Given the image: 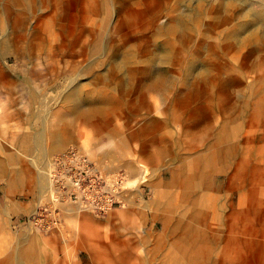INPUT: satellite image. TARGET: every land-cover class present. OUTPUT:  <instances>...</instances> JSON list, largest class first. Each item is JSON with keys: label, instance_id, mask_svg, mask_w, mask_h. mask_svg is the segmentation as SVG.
<instances>
[{"label": "rangeland", "instance_id": "1", "mask_svg": "<svg viewBox=\"0 0 264 264\" xmlns=\"http://www.w3.org/2000/svg\"><path fill=\"white\" fill-rule=\"evenodd\" d=\"M6 1L0 0V4ZM73 2L76 7L70 10L75 13L67 20L73 28V34L66 37L69 47L75 44L78 50L84 40L91 39V30L97 35L102 33L97 39L102 50L97 52L98 43L93 42L83 55L74 58L75 62L59 55L52 69L46 55L28 53L25 34L32 31L34 19L25 26L26 33L24 27L7 25V32L13 37L11 43L18 41L19 51L18 57L7 56L13 82L6 88L0 83V160L8 167L7 176L14 178L11 183L0 180V264H120V253L150 259L146 264H161L164 253L175 246L181 254V247L197 249L200 255L208 251L209 255L201 256V261L208 262L211 257L209 263L213 264V260L217 264L219 253L217 249L210 250L211 244L204 243L203 252L197 248L200 237L192 235V226L187 225L193 222L183 221V209L174 213L181 221L173 220L175 225L164 231L160 211L165 210L167 202L164 192L152 185L156 174L141 183L139 190L132 185V178L139 172L140 164L160 176L168 165L172 168L182 163L164 157L157 138L173 141L177 145L175 155L185 157L186 162L188 153L189 158L201 153L199 148L195 152L187 151L185 145L180 148L181 143L192 136L198 138L197 133L204 126L218 127L228 118L235 123L247 119V128L252 129L264 122V115L257 108V104L264 103V26L258 25L251 15L247 17L245 10L249 5L256 11L264 0L237 2L221 20L215 15V0H91L90 5H85L89 9L85 20L80 10L83 3ZM3 12L0 5V14ZM180 20L186 23V31L174 25ZM251 32H255L254 39L243 40ZM9 48L15 49L13 45ZM63 49L57 46L55 50ZM18 58L24 63V71L34 77L21 78ZM220 79L226 81L224 89ZM74 83H80L84 106L101 108L97 117L91 116L87 107L84 112L90 116H78L65 100ZM248 99L253 107L250 110L245 105ZM198 107L203 108L201 114L205 115L202 124L196 121L194 110ZM233 108L236 112L231 113ZM47 113L51 116L48 130L63 137L62 144L50 151H45L37 138L45 128L40 117ZM212 114L217 118L211 119ZM148 121L155 122V126L151 128ZM261 133L264 131L255 134L260 138ZM46 141L48 147L56 145ZM202 141H198L200 151ZM72 144L83 147L90 159L103 167L105 175L124 176L121 189L125 202L122 196L121 202L108 211L92 213L60 200L51 213L44 212L38 223L28 222L39 205L50 201V195L55 200L51 188L41 187L40 175L49 172L57 152ZM120 144L123 149H113ZM109 149L114 154L108 155ZM228 177L223 173L214 176L211 189L221 196V211L226 215L240 210L237 207L245 191L229 188ZM165 181H170V175ZM248 190L244 195L249 194ZM257 190L256 202L246 207L250 214L233 223L234 239L243 243L239 251L230 253L233 264H264V189ZM220 224L223 237L219 244H223L228 232L224 228L225 216ZM186 232L190 233L189 239Z\"/></svg>", "mask_w": 264, "mask_h": 264}, {"label": "bare ground", "instance_id": "2", "mask_svg": "<svg viewBox=\"0 0 264 264\" xmlns=\"http://www.w3.org/2000/svg\"><path fill=\"white\" fill-rule=\"evenodd\" d=\"M80 1L83 3L82 6L80 7V10H82V13H84L82 16L84 17L85 20L87 16L86 13L89 10L88 8H85V5H90L91 0H80ZM215 1H216L215 15L216 18L218 17L219 20H221L220 17L224 18V15H226L227 13L225 11L229 7H233V5H236L237 2L240 1L244 2L245 0H215ZM6 2L3 3L1 2L2 4H0L4 10V12L0 14V59L2 60V64H0V83L3 84L5 88L9 82H13L10 80L13 76L11 77L9 73L10 70L9 59L7 58V56L15 55L16 57H18L17 54L19 51L18 41L11 43V39L13 37H11L12 35L10 36L9 32H7L8 24L13 27H18V26L24 27V32L26 33L27 31L25 29V26L27 25L28 21H30V19H34L32 31L30 30L31 32L29 31L28 34H25L26 41L28 44L26 46V49L28 50V53L34 55L36 54L35 55L36 57L38 56L39 53L40 54L43 53L44 55H46V58L51 60L52 63V64L50 63L51 64L50 68L54 64V59H56L59 55L66 57L67 59H70L71 62H75L74 58L79 55H83L85 51L88 49V46L93 42L98 43V45L95 46L97 52H100L102 50V43L97 40L99 36L102 35V33L99 35L100 33L99 32L97 35L95 30H91V33H94L93 35H91V39L84 40L81 47L78 50H76L77 45L72 44L70 45L71 47H69V44H67L66 37L71 36L73 34L72 33L73 28L71 27V25L67 23V20L69 19L70 15L72 16L75 13L74 10L73 12L70 10L71 8L73 9L76 7V3L73 2V0H8V2L7 3ZM67 4H69L70 8L67 6ZM21 5L23 8L19 7ZM37 8L41 9L39 14H36ZM24 9L26 10L28 9V11L24 12ZM245 10L247 13V17L251 15V17H253V20L258 25H261L262 27L264 26V4L256 11H253L249 5L246 6ZM215 15H213V17H215ZM184 20L176 21L173 23L175 26L178 25L183 31H186L187 27L184 25L186 24ZM254 35L255 32H251L243 40H252L255 37ZM92 36H96V38L95 37L92 38ZM231 39L232 38H230V40ZM10 45H13L15 49H10L9 48ZM57 46L64 47L62 52L55 50L57 49ZM69 50L71 51V53L68 52ZM17 60H18L17 61L18 65L20 67L22 66V68H20L19 70L20 74L22 75L21 78H24V75L26 76V78H30V79L34 77V75L30 71L25 72L24 63H22V61L19 58ZM261 62L264 67V54L261 57ZM123 65L124 64L122 62L121 66ZM52 69H54V67H52ZM220 81L221 82H219V84L224 89L225 88L224 83H226V81H223L221 79ZM263 82H264V69H263ZM216 84H218V82H216ZM81 93L82 92H81L80 83H76V84L74 83L73 87H71L69 92L67 93L65 100L70 102V104H72V107H74L75 112L78 114V116H80L79 115L80 113V114H85L86 118H88L90 114L91 116L93 115V117L94 116L97 117L101 108L99 106L98 108L96 105H93L94 106L93 108L91 107L92 105L89 106V108L86 105L84 106L83 101L81 99ZM245 101H246L245 105L247 110L253 108L252 104L249 102V99ZM236 103L239 102L236 101ZM86 107L91 111H88ZM85 108L86 111L90 112V114L88 112H84ZM257 108L264 115V103L257 104ZM202 109L203 108L198 107L197 109L194 110L197 115L196 121L198 124H202L204 122L203 120L205 118V115L201 114ZM234 112H236V110L233 108L231 113ZM213 117L216 116L212 114L211 119H213ZM40 119L44 124L45 128L40 132V134L37 137L39 144L42 146L44 145L45 151L56 149V147H58L62 143V138H63L62 135L59 132L48 130L47 126L51 121L50 114L48 113L44 114L40 117ZM154 123L155 122H149V126L152 128L153 126H155L153 125ZM247 125H248L247 119L242 120V122L235 123L232 118L230 119L228 118L225 121H223L222 125L219 124L218 127L216 125L204 126L202 132L199 131V133H197L198 135V138H196L197 140L194 139V136H192L190 139L187 138L188 139L187 142L182 141L180 148H183V146L185 145V147H187L186 148L187 151H193V152H195L199 148V153H201L200 155L194 156L192 158L188 157L191 156L188 153V155L186 156L188 160L186 162H184L185 157L179 156L178 154L175 155L174 149L176 148L177 145L173 141H171L173 142L172 145H169V143H171L170 140H162L160 138H157L159 139L161 145L164 147L163 148L161 146L162 149H164L163 150L164 157L166 156L168 160H172L175 163L180 161L182 163L178 165L179 167L174 165V167L169 168L170 166L168 165V168H165L161 172L160 176L156 172L154 173L153 171H151L152 169L150 170L147 165L140 164L139 172L136 174L134 178H132V185L136 186V189L139 190V185L141 183L148 182L150 175L156 174L155 178L151 181L152 185L156 190L158 191L161 190L164 192V194L166 195V202H167L166 203L167 206L165 210H163V212L160 211L162 216L160 217V219H162L161 221L163 223L164 231L168 232L173 227L174 224V223L172 224L173 220L180 219V217L176 218L174 216V213H178L180 212V209H183V214H182L184 219L183 221L186 220L193 222L194 223L193 225L192 224H187V225L192 226V235H196L200 237L199 239L200 243L196 245L197 248L201 252H203L202 250L204 249V243L206 245L211 244L212 248L210 250L213 251L214 249L215 250L217 249V252L219 253L218 254L219 259L217 264H233V257H230V253H232L231 251L232 250L233 252L239 251V245L240 246L243 245V243L240 244V241H235L236 238L234 239L235 235H234L233 223H235L237 219H241L242 217L248 216V214H250L249 211L246 210V207H249L253 205L254 202H256L255 197L256 195H258L259 192L257 189L259 190L262 188L264 189V133L263 134L261 133L262 135L260 136V138H258L255 134L258 133L259 131L262 130L264 131V122L257 124L256 126L253 127V129L251 128V126L247 128ZM186 135L188 136V131L186 132ZM46 139H49L50 142L54 141L56 145L48 147V142L46 141ZM200 140H203L202 151H200L201 149L199 146L200 143H198V141L200 142ZM255 141H257V143H255ZM122 147H124V145L120 144L118 146H114L113 149L121 150L123 149ZM113 149H109L107 154L108 155L114 154ZM97 164L99 165V163ZM50 167H51V163L49 164V169ZM180 169L186 170V172L181 173L179 171ZM130 171L133 173L135 172L133 166H130ZM221 173L229 176L228 187L232 188L234 191L243 190V189L246 191L247 189H249L248 191L250 192L248 195H244L245 191L242 193L241 201L239 202V206L237 207L238 209H240L238 211L242 210L241 211L242 214H239L237 209L229 213V215H226V212L224 210L223 213L221 211V205H220L223 203V202L221 203L222 200L221 196L215 195L213 192H211V189L214 186L213 177L214 176L216 177L217 174H221ZM48 174L49 172L46 173L45 175L44 174L40 175V184L41 187H43V189L45 187V189L49 188L50 190V188L52 189L53 180ZM7 175H8V167L5 165V163H3L0 160V180L5 179L9 183H11L14 178L11 175L10 176ZM169 175H170V181L167 182L165 181V179ZM49 184L51 185L50 187H48ZM122 191H123L122 196L124 198V190ZM125 199L126 198H124L123 203L125 202ZM64 201H68L70 204L72 205L74 204V206L76 205L77 206L75 207L76 209L78 208L80 210H84L83 207L77 205L76 203H72L67 199ZM66 204L70 205L68 203ZM238 215L241 216L239 217ZM224 216H225V224L227 225L224 226V228L227 229L228 232L226 233V235H224L225 236L224 243L219 244V240L221 239V237H223L221 235L222 228H221L220 220L224 219ZM180 221L181 219L176 222L179 223ZM175 233L176 232L173 231V234ZM186 235H187L186 236L187 239H189L188 236H190V233L186 232ZM141 238H143V236ZM143 240L145 241L147 240V238L144 237ZM139 243L141 242L139 241ZM134 246L136 245L134 244ZM181 249L183 252L182 254L181 251L176 250V246L175 249H171L166 253H164L163 257L161 258V264H210L209 260H211V257L208 260V262L206 260L205 262L203 260L201 261L202 259L201 256L209 255L208 251L200 255L199 253L197 254L198 252L197 249H194L196 251L194 250L189 251L183 247H181ZM129 251L130 250H128V252ZM185 252L190 254L187 253L185 254ZM220 255H223L224 257L220 258ZM118 256H119L118 259L120 264H146L147 261H150V259L147 260L145 257L141 255L132 254V253H120ZM212 263L214 264L213 260ZM24 264H32V261L30 263L24 262Z\"/></svg>", "mask_w": 264, "mask_h": 264}, {"label": "built area", "instance_id": "3", "mask_svg": "<svg viewBox=\"0 0 264 264\" xmlns=\"http://www.w3.org/2000/svg\"><path fill=\"white\" fill-rule=\"evenodd\" d=\"M49 176L55 200L50 195V201L39 205L28 222L38 223L44 212L51 213L60 200H70L93 213L106 212L121 202L124 176L105 175L81 146L72 144L57 152L51 160Z\"/></svg>", "mask_w": 264, "mask_h": 264}, {"label": "crops", "instance_id": "4", "mask_svg": "<svg viewBox=\"0 0 264 264\" xmlns=\"http://www.w3.org/2000/svg\"><path fill=\"white\" fill-rule=\"evenodd\" d=\"M61 144H62V143H61ZM61 144H60V145H61ZM60 145H59V146H60ZM54 146H55V145H54ZM42 148L44 149V145H43V147H42ZM56 148H57V147H56ZM53 150H55V149H53Z\"/></svg>", "mask_w": 264, "mask_h": 264}]
</instances>
